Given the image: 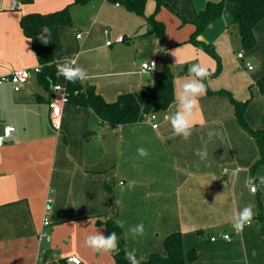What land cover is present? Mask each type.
<instances>
[{
	"label": "crops",
	"instance_id": "crops-1",
	"mask_svg": "<svg viewBox=\"0 0 264 264\" xmlns=\"http://www.w3.org/2000/svg\"><path fill=\"white\" fill-rule=\"evenodd\" d=\"M161 1L166 5L159 6L155 19L164 25L162 43L146 20L156 0H146L143 15L113 0H89L84 5L71 4L73 0H19L17 9L11 8L10 0H0V74L37 66L20 17L70 4L71 24L49 28L59 63L76 59V66L91 77L83 83L108 102L150 87L155 72L171 62L185 65L187 73L174 74L176 96L180 85L192 78L188 72L192 63H202L210 71L216 67L211 55L187 40L195 29L188 20L207 2L219 0ZM253 31L255 45L246 51L237 48L225 13L213 19L198 39L211 44L220 59L219 72L205 80L207 88L224 89L237 101L248 99L244 120L259 129L264 128V96L255 81L264 74V16ZM117 36L122 40L115 41ZM109 39L114 40L110 45ZM240 50L243 58L235 55ZM250 58L252 72L244 66ZM150 59L155 60L156 71H141L140 63ZM65 81L56 75L57 84ZM56 95L36 73L19 85L0 84V131L6 124L14 127L0 146V264H33L42 250L46 264H68L69 256L78 257L79 264H113L109 253L84 245L95 228L105 236L106 218L125 221V249H135L144 258L151 252L163 253L164 236L179 230L184 252L196 251V258L186 264H264V217L256 215L239 234L232 227V215L250 202L256 213L264 212V188L253 195L244 183L248 176L264 175V162L252 167L258 147L239 125L226 95L207 92L198 98L188 140L172 135L170 109L166 117L165 111L158 112L154 129L146 117L128 124L103 123L91 109L65 101L56 129L49 117V103ZM210 129H226L228 136L208 142L207 161L200 162L197 150L208 141ZM141 147L147 157L138 155ZM47 196L52 204L49 224L43 226ZM139 223L144 235L128 234L129 227ZM40 231L49 238L40 240ZM223 232L232 238L210 239Z\"/></svg>",
	"mask_w": 264,
	"mask_h": 264
},
{
	"label": "trees",
	"instance_id": "trees-1",
	"mask_svg": "<svg viewBox=\"0 0 264 264\" xmlns=\"http://www.w3.org/2000/svg\"><path fill=\"white\" fill-rule=\"evenodd\" d=\"M27 1V0H25ZM89 0H73L71 4L84 5ZM119 4L127 10L136 14H144V4L146 0H117ZM166 5L161 0H156V8L153 13L146 17L159 43L164 39V25L161 21L155 19V12L160 5ZM70 4L61 9L38 13L32 12L24 14L20 17L19 25L24 35L30 41L32 50L37 59L39 71L36 73L38 81L45 87L51 88L56 83L57 64L59 63L54 57V51L50 36L49 43H42L37 36L41 34L44 26L50 28L54 25H70L72 22ZM230 16L231 34L238 40L237 48L242 50L251 49L255 43L254 25L264 16V0H219L217 2H207L200 9L193 20H188L195 26L194 31L190 34L187 41L196 47L203 49L216 60V67L212 72V76L216 75L220 70V59L215 53L211 44L204 43L198 39V35L203 29L215 18L222 14ZM186 21L185 18H182ZM233 26V28H232ZM186 73L184 65L180 74ZM51 80V84L49 83ZM261 95L264 96V74L255 81ZM66 101L73 105L82 106L91 109L103 123L112 124H128L145 118L150 112L167 111L170 106L175 103L174 92V74L168 67L154 74L153 83L150 87L142 88L136 92L122 93L117 96L114 101L108 102L98 94L94 87L85 83H69L65 81ZM208 93H221L226 95L234 106V112L239 125L249 133L255 140L259 150V157L252 167L264 162V128H251L243 117L244 108L248 99L244 101L235 100L231 94L224 90L212 91L207 88ZM257 217H264L261 210L257 213ZM114 219L106 218L102 224L105 227V237L112 232H116L119 237V254H110L113 258V264H129L124 259L125 242L122 228H118ZM163 253L151 252L141 261V264H186L196 258V251L190 248L184 252L183 236L179 230L171 231L163 238ZM137 258L140 256L136 253Z\"/></svg>",
	"mask_w": 264,
	"mask_h": 264
},
{
	"label": "clouds",
	"instance_id": "clouds-1",
	"mask_svg": "<svg viewBox=\"0 0 264 264\" xmlns=\"http://www.w3.org/2000/svg\"><path fill=\"white\" fill-rule=\"evenodd\" d=\"M96 21L94 20V23ZM50 30L47 26H44L41 30V34L37 38L44 44L49 43L48 37L50 36ZM79 38V37H78ZM108 45L111 44V41L106 42ZM240 58H243V53L238 54ZM176 62H179L178 59ZM76 59L66 58L63 62L57 64L56 75L58 77L62 76L69 83L80 82L83 83L90 79V75L86 69L76 66ZM246 68L248 72L255 71V66L252 62V58L246 61ZM155 68V63L152 61L151 67L148 64L144 65L145 72H152ZM188 72L191 79L187 80L180 85V90L176 93L175 103L170 106V115L168 117L172 135L174 137H181L184 140H188L192 135L193 129V117L195 116L196 110L199 107V97L206 95L207 85L205 80L212 74L209 68L202 63H192L188 68ZM135 73H128V75H133ZM141 74H144L143 72ZM51 84V80H49ZM54 87H60L54 85ZM175 108L176 112L173 114L171 108ZM154 129L157 128L156 124H153ZM159 135V133H158ZM208 141L204 142L203 148L197 150V155L200 159V162L207 161L208 158V142H211L213 138H218L224 140L227 138L228 133L226 129L216 130L210 129L207 133ZM137 153L140 157H147L148 151L141 147L137 149ZM199 167V164L196 165ZM210 166V165H206ZM225 173H228L230 170L225 169ZM245 187L248 188L249 192L253 195L256 192L264 188V175L261 176H248L245 178ZM51 203V201H49ZM256 205L254 202H250L245 205L243 208L237 210L231 217L232 227L234 231L239 234L242 233L245 227L251 226L253 218L257 215L254 211ZM115 224L118 228H123L125 221L117 219ZM144 225L139 223L137 225L131 226L128 229V234L133 236H143L144 235ZM84 245L96 252H104L109 254H119V237L116 232H112L110 235L105 237L99 230H95L87 236L84 241ZM124 259L129 262V264H141L145 258L140 256L137 258L136 250H126Z\"/></svg>",
	"mask_w": 264,
	"mask_h": 264
},
{
	"label": "built area",
	"instance_id": "built-area-1",
	"mask_svg": "<svg viewBox=\"0 0 264 264\" xmlns=\"http://www.w3.org/2000/svg\"><path fill=\"white\" fill-rule=\"evenodd\" d=\"M113 2L118 5L119 2L117 0H113ZM10 5L11 8L13 9H17L20 7V2L19 0H10ZM77 37H80V34L77 33L76 34ZM119 40H122V36L119 38ZM110 41V40H107ZM106 41V42H107ZM107 44V43H106ZM239 53H242V50L236 52V57H239ZM152 61L155 63V68L152 70V72H155L157 67H156V62L154 59H150V60H146V61H142L140 63V70L144 71V65L148 64L149 67H151ZM246 65V63H245ZM244 65V66H245ZM246 67V66H245ZM39 66H34L32 68H18L15 70H12L10 72L7 73H3L0 74V84L4 83V82H10L11 84L14 85H19L22 84L24 82H26V80L30 77L31 73H37L39 71ZM54 85H58L60 87H54ZM52 91L55 92L57 95L56 97L52 98L49 106H50V122L52 124V126L56 129L59 128V121H60V114H61V104L63 102L66 101V90L64 85L62 84H53L52 85ZM167 111H165L164 117H166L167 115ZM148 121L151 123V126L153 124L158 125L157 122V117H158V112H150L148 114H146L145 116ZM14 129L13 125L11 124H6L2 127L1 131H0V146L5 142V139L10 135V133L12 132V130ZM49 201H51V203H49ZM51 204H52V198L50 196H47L45 199V203H44V207H43V217H42V225L46 226L49 224V212L51 209ZM217 237H220L224 240H230L232 238L231 234L227 233V232H223L221 234L218 235H211L210 239L211 240H215ZM38 238L41 239H48V233L46 231H40L38 233ZM44 251L42 250L37 258V260L33 263V264H46L47 260L44 258ZM65 261L68 264H79L80 260L78 257L76 256H69L67 258H65Z\"/></svg>",
	"mask_w": 264,
	"mask_h": 264
},
{
	"label": "rangeland",
	"instance_id": "rangeland-1",
	"mask_svg": "<svg viewBox=\"0 0 264 264\" xmlns=\"http://www.w3.org/2000/svg\"><path fill=\"white\" fill-rule=\"evenodd\" d=\"M70 7V6H69ZM232 28H233V26H232ZM121 36H117L116 38H115V41H121V40H119V38H120ZM111 42L113 41L114 42V40L113 39H109ZM163 56H165V55H163ZM162 57H160L159 56V60L161 59ZM169 59H170V54H169ZM169 69H170V71H172L173 72V74H180V72L183 70V66H180L179 64H176V63H174V62H171V63H169V65L167 66ZM186 73H187V70H186Z\"/></svg>",
	"mask_w": 264,
	"mask_h": 264
},
{
	"label": "water",
	"instance_id": "water-1",
	"mask_svg": "<svg viewBox=\"0 0 264 264\" xmlns=\"http://www.w3.org/2000/svg\"><path fill=\"white\" fill-rule=\"evenodd\" d=\"M171 111L174 112V108H171ZM107 127H108V128H111V127H112V124H108Z\"/></svg>",
	"mask_w": 264,
	"mask_h": 264
}]
</instances>
